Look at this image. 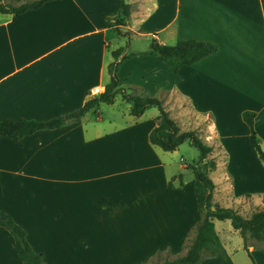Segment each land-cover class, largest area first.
Returning <instances> with one entry per match:
<instances>
[{
    "label": "crops",
    "instance_id": "obj_1",
    "mask_svg": "<svg viewBox=\"0 0 264 264\" xmlns=\"http://www.w3.org/2000/svg\"><path fill=\"white\" fill-rule=\"evenodd\" d=\"M126 2L130 14L121 31L129 39L149 38L148 51L133 53H145L139 56L152 68L140 69L139 80L125 85L160 98L180 131H194L212 147L213 206L230 207L245 218L264 210V166L256 161L242 118L244 111L254 112L264 151V0ZM116 3L47 0L17 15L0 13V121L48 120L98 95L90 94L92 88L103 91L113 31L105 15ZM152 38L164 45L209 41L218 49L173 71L148 54ZM148 71L154 86L145 79ZM116 98L110 108L128 103ZM102 103L79 121L19 140L0 136V209L25 230L45 264H142L159 251L184 254L201 219L194 178L182 159L189 143L163 151L149 142L156 107L134 117L129 103L119 121L101 115ZM263 242L247 243L256 264H264ZM205 258L199 264H220ZM0 264H22L3 227Z\"/></svg>",
    "mask_w": 264,
    "mask_h": 264
},
{
    "label": "trees",
    "instance_id": "obj_2",
    "mask_svg": "<svg viewBox=\"0 0 264 264\" xmlns=\"http://www.w3.org/2000/svg\"><path fill=\"white\" fill-rule=\"evenodd\" d=\"M45 1L47 0H31L19 4L2 2L0 3V13L17 15L39 7ZM129 14L130 5L126 0H119L117 9L109 15H105L106 22L118 35L128 36V32L121 31V26L125 25V19ZM127 45L112 51L113 60L107 66L110 79L101 93L88 98L78 109L48 120L4 119L0 121V136L19 140L41 129H53L68 122L79 121L98 103H113L117 94H120L123 100L131 104L130 115L134 117L141 116L147 108L156 107L158 109L157 125L149 133V142L163 151H173L186 141L199 152L198 159L190 163L188 168L193 174L194 192L201 219L194 228V238L184 254L173 258L166 257L155 264H199L204 256L216 257L220 264H234L220 241L214 227V220H229L232 227L238 230L243 237L244 248L247 249V236L256 241H264V210L254 211L250 217L245 218L230 207L212 205L215 184L210 178L209 172L216 167L215 161L209 158L212 147L203 142L194 131H180L163 107L162 100L157 96L148 93L143 95L131 93L130 91L137 90V87L131 85L120 87L118 85L117 71L123 60L131 56L145 54H122ZM217 49V45L209 41L178 39L174 44L164 45L152 38L148 54L158 57L167 67L176 71L183 65L195 63L207 55L215 53ZM242 118L250 130V143L259 160L264 164V152L253 128L254 112L244 111ZM202 168L204 169L201 170ZM178 179L181 183V175H178ZM0 227L6 229L13 237L15 251L22 264H45L42 254L37 253L27 241L25 230L14 221L9 213L1 209ZM159 254L161 251L157 253V255Z\"/></svg>",
    "mask_w": 264,
    "mask_h": 264
},
{
    "label": "rangeland",
    "instance_id": "obj_3",
    "mask_svg": "<svg viewBox=\"0 0 264 264\" xmlns=\"http://www.w3.org/2000/svg\"><path fill=\"white\" fill-rule=\"evenodd\" d=\"M23 1H31V0H23ZM116 2L117 3L115 6V10L118 7L119 0H116ZM108 42H109V48L108 49L110 50V52L108 54L109 55L108 58H110L112 60H113L112 51L117 49L120 46H125L126 44H128V45L124 49V51H126L127 53H129V52L130 53L145 52V51L149 50V38L147 39L145 37L135 36L132 38L130 37V39H129V35L128 36L118 35L117 33H114L112 31L111 34L109 33ZM121 65H119L118 71H117V78L119 81L118 84L120 87H125L127 85V84L125 85L126 82H129V83L137 82V80H139L138 79L139 78L138 72L140 71V69H142V68L151 69L152 68L150 60L148 58H144V57L139 56V55L126 58L125 60H123V64H121ZM150 74H151L150 71H148V73L145 75V79L147 80V82L150 86H154V85H152L151 80H149V77L151 76ZM105 78H106V79H104L105 82H108V81H106L107 76H105ZM130 92L131 93H138L139 91L131 90ZM116 97H117L116 99L119 101L120 95L117 94ZM127 106H130V104L125 103V102H121V101H119L118 104H116V106H113V108H110L108 104L102 103L101 108H99V111H100L101 115L105 118H110L112 116H115L116 118H118L119 121H122L121 118L123 117V114L127 112ZM183 147L185 149V152L182 154V159L184 162L190 164L192 162V160L198 159L199 152L194 147L189 146L188 144H184ZM192 155H193V157H192ZM255 155H256V161H258L262 166H264L263 162L259 160L257 153H255ZM177 158H180L179 154H178ZM210 159H212V158H210ZM248 161H249V163L255 164V160L249 159ZM258 162H256V163H258ZM203 169L204 168H202L201 170H203ZM241 172L247 174V173H252L255 171L254 170H248V171L245 170V171H241ZM189 175H190L191 179L193 180V175L191 172H189ZM254 201L256 202L257 199H254ZM224 227L228 228L230 232L226 233L227 231L223 230ZM216 229H217V231H219L220 237L224 241V244L227 246L226 251H227L228 255L230 256V258L234 264H256V260L253 256V254H251L247 249L244 248L243 237L240 235L239 231H236L232 227L229 220L217 221L216 222ZM227 239H229V242L227 241ZM248 242L257 243V241L255 239H252V238L247 236L246 243H248ZM262 244L264 245V242ZM177 255L178 254L170 255L169 251H162L161 254L156 255L151 260L147 261L146 263H142V264H155L158 261H161L166 257L173 258L174 256H177ZM179 255H181V254H179ZM205 257H206L205 259H207V258L208 259H215V261H217V259L215 257H210V256H205Z\"/></svg>",
    "mask_w": 264,
    "mask_h": 264
},
{
    "label": "built area",
    "instance_id": "obj_4",
    "mask_svg": "<svg viewBox=\"0 0 264 264\" xmlns=\"http://www.w3.org/2000/svg\"><path fill=\"white\" fill-rule=\"evenodd\" d=\"M102 92V89H101V87H98V86H96V87H94V88H92L91 90H90V94L91 95H93V94H97V93H101Z\"/></svg>",
    "mask_w": 264,
    "mask_h": 264
}]
</instances>
